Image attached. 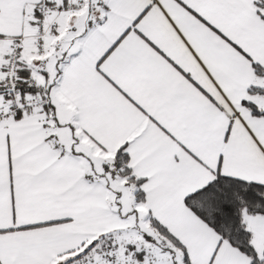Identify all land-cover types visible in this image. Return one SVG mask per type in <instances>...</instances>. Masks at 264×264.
Wrapping results in <instances>:
<instances>
[{"label":"snow or ice","instance_id":"snow-or-ice-1","mask_svg":"<svg viewBox=\"0 0 264 264\" xmlns=\"http://www.w3.org/2000/svg\"><path fill=\"white\" fill-rule=\"evenodd\" d=\"M0 264H264V0H0Z\"/></svg>","mask_w":264,"mask_h":264}]
</instances>
